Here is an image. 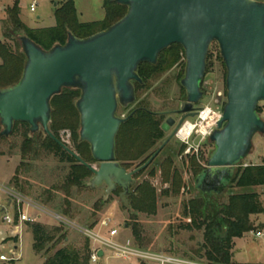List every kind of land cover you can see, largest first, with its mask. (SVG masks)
<instances>
[{"label":"water","instance_id":"1","mask_svg":"<svg viewBox=\"0 0 264 264\" xmlns=\"http://www.w3.org/2000/svg\"><path fill=\"white\" fill-rule=\"evenodd\" d=\"M114 1L128 8L126 15L88 38L69 33L65 45L49 51L27 36L19 38L27 61L19 82L0 89V138L11 137L17 123L28 124L32 134L42 131L93 174L90 188L105 184L106 201L121 187L120 198L131 209L126 197L135 184L134 176L151 165L188 119L197 117L210 48L217 43L227 70L226 103L209 136L214 149L196 185L203 193H223L251 154L254 138L264 134V120L258 112L264 103V2ZM176 44L184 49L186 62L181 80L186 102L179 110L183 116L152 157L128 171L116 158V139L128 119L119 117L118 111L137 101L135 84L143 83L140 66L156 65L160 55ZM64 89L81 92L76 102L80 142L90 146L98 167L84 161L50 129L52 99ZM173 124V119L168 120L162 130L169 132Z\"/></svg>","mask_w":264,"mask_h":264},{"label":"rangeland","instance_id":"2","mask_svg":"<svg viewBox=\"0 0 264 264\" xmlns=\"http://www.w3.org/2000/svg\"><path fill=\"white\" fill-rule=\"evenodd\" d=\"M16 0H0V41L3 40L2 21L6 18V10L14 5ZM104 0H74L78 17L82 22L102 20L105 16L103 9ZM64 2V0H20L23 13V20L30 26L53 25L55 22V10ZM264 2V1H263ZM31 4H36V12H31ZM41 16L42 21L37 17ZM185 58L181 59L177 65L172 68H166L153 79L145 89L137 94L135 104L125 109H119L118 116L127 117L137 108L143 107L154 113L163 114L166 120H177L178 112L182 104L186 102V92L181 86V80L184 78ZM1 63V60H0ZM227 70L220 54L217 43H213L208 58L206 76L202 84L204 97L197 105L200 109L211 108L217 111V107L223 110L226 103ZM260 116L264 120V103L260 105ZM165 120V121H166ZM164 121V122H165ZM192 123L196 118L189 119ZM161 125V128L164 124ZM78 139L80 130L77 131ZM171 132H165L164 139L146 154H154L160 146L167 140ZM60 139L68 144L70 148L75 149L76 142L73 138L72 130H61ZM79 141V140H78ZM186 144L182 140L174 138L154 159L151 165L135 176V184L147 185L154 192L156 201V213L153 215L147 213L136 214L133 219V210L128 209L118 195V192L112 193L107 199L104 207L95 209V204L99 200L106 199L107 186L102 184L96 188H90L87 182L86 189L73 190V209L74 218L69 219L72 224L67 226L58 222L53 215L57 213L53 210L43 207L33 201L34 197L21 195L12 179L15 176L16 169L22 162L20 148L23 138L20 134L11 135V137L0 141V256H6L10 262L0 264H44L45 256L37 255L33 249V234L27 227V223H18L21 226V243L18 249H15V242L9 238L14 235L16 223L14 226L8 225L4 218L18 216L21 212L27 216L36 219L48 226L63 225L69 233V240L60 246L70 245L78 249L83 248L87 239H89L79 228L87 230H102L106 234L107 229L101 227V222L110 220L111 228L119 232L121 241L131 239L135 244L133 236V226L136 222L141 227V236L145 239L147 247L145 250L156 254H168L180 258L193 259L197 261H206L196 256V251L200 250L204 244L203 231L187 229L191 224V218L185 216V205L192 199L199 198L201 190L196 185V174L192 166V160L195 156L196 162L207 168V162L211 152L214 149L209 138L202 140L200 136L194 135ZM185 146V150L180 154V149ZM194 146L190 153L189 149ZM199 149V151H197ZM187 150V151H186ZM146 156L137 160L126 162L125 165L129 171H133L145 163ZM264 163V134L257 135L253 140V147L249 157L241 164V168L248 165H260ZM35 167L26 175L33 186L32 194L35 196L42 193L44 188L51 187L55 182H59L69 171L70 165L60 163L53 156L34 163ZM98 167V163H92ZM260 195V200L264 205V186L250 189ZM240 189L228 187L223 193L222 202H227L231 193H240ZM211 194H217L212 192ZM59 197L63 198L64 193L60 192ZM17 198L23 201L19 203ZM130 205V199L126 197ZM47 212V213H46ZM41 216V218L37 217ZM63 217V216H62ZM253 224L259 228L241 238L243 240H234L233 254L234 264H264V241L256 240L255 233L264 232V214L252 216ZM94 222L97 224L91 227ZM18 233L16 232L15 235ZM90 240V239H89ZM91 242V240H90ZM92 248V242H91ZM243 250V252H238ZM204 251L202 252V254ZM43 258V259H42ZM195 258V259H194ZM108 264H142L141 262L131 260L110 258Z\"/></svg>","mask_w":264,"mask_h":264},{"label":"trees","instance_id":"3","mask_svg":"<svg viewBox=\"0 0 264 264\" xmlns=\"http://www.w3.org/2000/svg\"><path fill=\"white\" fill-rule=\"evenodd\" d=\"M103 9L105 11L103 20L85 23L79 20L74 0H64L55 10V26L31 28L22 21L20 1L16 0L14 5L6 10V18L2 21L0 89L14 86L21 79L27 61L19 40L21 36H27L42 49L49 51L56 45H65L69 33L79 38H88L108 29L122 19L128 11L127 7L117 4L114 0H104ZM183 58H185L184 49L176 44L160 55L156 65H141L139 75L143 83L135 84L136 93L139 94L147 87L151 79L164 69L174 67ZM183 66H185V61H183ZM80 96L81 92L78 89H64L60 95L52 99L53 114L50 129L59 139L61 130H72L76 142L74 151L84 161L92 164L95 161L90 146L80 142L77 134V131L81 130L80 115L76 109V102ZM258 112H260V107ZM164 119L163 115H158L146 108H137L120 128L116 139L117 161L125 165L126 162L137 161L146 156L165 137L161 129ZM1 131L0 123V133ZM16 134H20L23 138L20 148L22 162L12 179L17 191L21 195L34 197L33 201L53 210L58 215L73 219V190L86 189L92 173L50 137L45 136L42 131L32 134L28 124L17 123L12 135ZM5 139L0 138V141ZM184 150L185 146H182L179 153L182 154ZM3 155L4 152H0V156ZM152 155H147L143 163L148 161ZM51 156L62 164L70 165L69 171L59 182H55L49 188H44L42 193L35 196L32 194V184L25 177L35 167V162ZM192 166L197 178L205 170L196 162L195 157L192 160ZM259 186H264V163L237 169L229 187L240 189L242 192L231 193L227 202H222L221 194L200 192L199 198L192 199L185 205V216H189L192 221L187 229L203 231L204 244L200 250L195 252L197 258H204L210 264H234V240L244 238L259 228L253 224L251 217L264 214V205L260 200V195L250 190ZM60 192L64 193L63 198L59 197ZM130 199L133 219L136 218L138 212L150 215L156 213L154 192L149 186L144 184L135 186ZM107 203H109L108 200H99L95 204V209L104 207ZM18 217L19 215L16 216L17 220ZM96 224L97 222H94L91 227ZM27 227L33 234L35 253L45 256L44 264H91L89 239L81 249L70 245L60 246L69 240V233L63 225L48 226L34 222L27 223ZM133 236L136 245L141 249H146L147 243L141 236V227L137 222L133 226ZM11 239L18 242V236Z\"/></svg>","mask_w":264,"mask_h":264},{"label":"built area","instance_id":"4","mask_svg":"<svg viewBox=\"0 0 264 264\" xmlns=\"http://www.w3.org/2000/svg\"><path fill=\"white\" fill-rule=\"evenodd\" d=\"M31 12L36 11V4L30 6ZM223 110L217 107V111L211 108L200 109L196 117V122L192 123L187 120L183 128L179 131L177 137L183 142H188L194 135L200 136L202 140H206L216 129L217 123L222 118ZM189 125L190 130L185 129V126ZM198 150V149H197ZM19 203L23 200L17 198ZM47 213V212H46ZM58 222H61L67 226H71V222L66 218L56 214L53 215ZM41 218V216L37 217ZM4 221L11 226L18 223H34L36 219L27 216L25 213H20L18 220L16 217L7 215ZM17 223V224H18ZM110 220H104L101 222V227L107 229L106 234H103L102 230H87L79 228L92 242L91 248V264H108L110 258L121 259L125 261L135 260L142 264H210L207 261H197L193 259L180 258L168 254H156L145 249L138 247L131 239L121 241L119 232L115 228H111ZM19 226V224H18ZM17 227V226H16ZM257 239L264 241V232H256ZM103 251L104 255L101 257L99 252ZM2 262H10V260L4 256H0Z\"/></svg>","mask_w":264,"mask_h":264},{"label":"flooded vegetation","instance_id":"5","mask_svg":"<svg viewBox=\"0 0 264 264\" xmlns=\"http://www.w3.org/2000/svg\"><path fill=\"white\" fill-rule=\"evenodd\" d=\"M196 107L198 108V111L200 110V108H199V106H197L196 105ZM120 109H125V108H120ZM134 112H135V110L133 111V112H131L127 117H125V118H128L129 119V117L131 116V115H133L134 114ZM175 114H178V116H179V118L177 119V120H174V124L172 125V127H171V129H170V132H171V134H172V132L174 131V129L176 128V126L178 125V123L180 122V120H181V118H182V114H180L179 113V111L178 112H176ZM158 115H163V114H158ZM164 116V115H163ZM127 119V120H128ZM194 119V118H193ZM166 119H164V121H165ZM189 120V119H188ZM163 121V122H164ZM168 120H166L164 123H166ZM185 125V124H184ZM183 128V127H182ZM181 128V129H182ZM162 129V128H161ZM180 129V130H181ZM164 132V131H163ZM165 133V132H164ZM179 133V132H178ZM170 134V135H171ZM175 138H177V139H179L178 137H175ZM180 140V139H179ZM191 140V139H190ZM166 141V140H165ZM184 143H186V144H188L189 142H184ZM192 149H194V150H196L195 148H194V146H192L190 149H189V151L187 152V153H190L191 152V150ZM187 151V150H186ZM197 151H199V149L197 150ZM152 157V156H151ZM150 157V158H151ZM195 157V156H194ZM122 166H124L126 169H127V166L126 165H124V163H122V162H120V161H118ZM128 170V169H127ZM129 171V170H128ZM134 178H135V176H134ZM196 181H197V178H196ZM134 186V185H133ZM133 186L131 187V194H132V188H133ZM116 192H118V195H119V197H120V194L123 192V189L121 188V187H118L117 188V190L115 191V193ZM131 194H130V196L128 197L129 199H130V197H131ZM130 205H131V199H130Z\"/></svg>","mask_w":264,"mask_h":264},{"label":"crops","instance_id":"6","mask_svg":"<svg viewBox=\"0 0 264 264\" xmlns=\"http://www.w3.org/2000/svg\"><path fill=\"white\" fill-rule=\"evenodd\" d=\"M20 1V0H19ZM104 2V1H103ZM32 5V4H31ZM23 11H22V8H21V19H22V21L25 23V24H27L29 27H31V28H50V27H53V26H55V24H56V20H55V22H54V24L53 25H46V26H38V27H36V26H30L28 23H26L24 20H23V18H22V16H23V13H22ZM36 12V11H35ZM104 18H105V16H104ZM103 18V19H104ZM102 19V20H103ZM37 20L40 22V21H42V18H41V16H38L37 17ZM80 20V19H79ZM81 21V20H80ZM98 21H101V20H98ZM82 22V21H81ZM88 22H93V21H88ZM86 23V22H85ZM261 192H263V191H260V192H258V193H261ZM19 229V233L17 234V235H15V233L17 232V230ZM15 233H14V235L12 236V237H9V238H14V237H16V236H18V242L17 243H15V249L17 250L18 249V246H19V244L21 243V237H20V234H21V226H17L16 227V230L14 231ZM236 240H243V239H236ZM256 240H257V238H256ZM238 252L240 253V252H243V250H238ZM43 259V258H42ZM45 262V261H44Z\"/></svg>","mask_w":264,"mask_h":264},{"label":"bare ground","instance_id":"7","mask_svg":"<svg viewBox=\"0 0 264 264\" xmlns=\"http://www.w3.org/2000/svg\"><path fill=\"white\" fill-rule=\"evenodd\" d=\"M185 129L190 130L189 125H186V126H185Z\"/></svg>","mask_w":264,"mask_h":264}]
</instances>
